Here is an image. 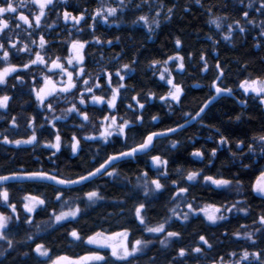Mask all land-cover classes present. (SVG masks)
<instances>
[{
	"label": "snow or ice",
	"instance_id": "obj_1",
	"mask_svg": "<svg viewBox=\"0 0 264 264\" xmlns=\"http://www.w3.org/2000/svg\"><path fill=\"white\" fill-rule=\"evenodd\" d=\"M118 3L119 7L107 3L106 0H97V6L89 10L70 3V0H0V110H2L0 120H10L11 128L19 129L17 116L10 115V102L14 97L9 95L8 91L20 86L27 87V95L34 98L33 102L39 109L38 115L43 119V123L38 124L35 115L26 116V128L31 130L30 134L26 138L11 139L9 135L0 133L2 136L0 143L15 145L17 148L25 145L35 148L39 145L46 149H53L54 151L49 156L51 159L64 146L57 122L66 121L69 116L75 115L80 118L78 129L90 126L95 129V134L84 135L80 138L73 134L69 144L72 154L82 151L81 139L99 140L103 144H110L112 138L115 137L123 144L120 150L108 154L102 162H98V166L78 174L76 178L64 177L44 169L16 170L0 174V241L6 244V248L0 251V257L5 256L9 250H14L16 243L25 242H17L14 239V230L19 228L21 220V211L18 210L17 204L26 214L23 222L35 226L37 235L42 230L40 223L33 224L37 209L48 213L51 207L47 197L42 198L43 193L39 195L25 193L17 198L12 191L13 184L10 182L19 184L22 181L37 183L50 181L54 185L62 186L54 189L55 201H60V204L59 210L52 208L49 220L44 222L43 231H47L48 228L63 226L65 222L81 217L85 210L80 207V203L86 202L87 207L105 199L98 187L85 192L82 189H74V185L83 184L87 187L88 182L97 176L101 179L106 176L113 181L118 180L122 174L121 161L146 159V167L150 164V168L148 171L140 170L137 177L140 182L132 186L127 195L135 202L131 212L133 221L138 222L136 227L144 233L151 234L150 238H137L129 228L125 227L121 231H113L110 234L103 230L94 231L85 239L77 229H71L67 234L75 241L95 245L97 249L110 250L107 257L99 251H91L86 256L72 259L67 255L54 253L51 245L35 242L34 235H28L27 240L34 243L32 252L37 257L38 264H90V262L141 264L154 240L162 249H169L173 244L182 243L181 231L171 230L175 223L181 222V227H185L190 219L202 214L209 224L216 225L220 221L228 220L230 214L235 213H243L246 217L253 219L255 227L242 224L231 233L236 241L246 242V246L241 245L239 250L211 257L209 264H264V211L255 215L246 200L220 203L219 206L216 203L196 204L197 197L193 191H190V189L206 186L211 187L212 191L234 189L239 194L242 188L241 180L237 177L226 179L223 176L214 177L203 174L202 169L175 168L172 170L175 175H172L169 171V158L163 154H154L160 138H170L171 134L182 132L186 124L191 121H202L207 116L206 110L218 97L234 95V89L226 83L225 68H222L219 62L212 65L216 70V75L209 87L214 89V94L206 98L195 113L185 112L183 116L187 119L184 123H177L174 127H168L162 131L150 130L139 133L140 139L136 141L131 134L136 131L138 125H143L146 103L149 100L163 101L168 105L169 111L172 110L173 103L182 104L185 89L182 83L176 80L173 72L184 73L185 58L176 53L167 56L166 59H152L149 62L148 67L152 70V75L158 74L159 80L167 86L166 94L157 96L155 92L148 90L129 96L128 93L134 89L130 88L125 81L134 78L136 67L133 66H138V59L134 57L128 63H120L122 56L114 55L109 60V64L113 65L109 70L90 51L92 46L113 45V40L101 39L96 35V31L98 21L107 24L110 17L118 18L124 11L125 0H118ZM195 3L201 8L205 7L201 0H195ZM237 3L243 5L238 9L241 14L240 19H232L228 15H216L213 8L217 5L213 4L206 8L209 13L207 23L221 31L223 33L221 38L226 41H231L234 34L243 35L246 31L258 28L261 41L255 44V47L264 50V19L257 22L250 15V13H258L259 16L264 17V0H247V2L237 0ZM145 6L150 11L154 10L152 0H140V3L135 5L137 9ZM155 7L160 10L155 11L151 19L149 15L142 14L132 23H142L149 34H154L155 30L161 26L159 17L163 14L166 20L171 21L179 5L173 3L172 6H167L157 3ZM57 8L61 11L57 12ZM182 10L185 13L190 12L189 8ZM51 14L56 15V21L49 20ZM57 22H62L65 26L71 25V28L66 30L65 39L60 41L64 54H56L52 47L53 42L46 40L44 35L45 29L54 31L58 26ZM86 29L90 30L88 34L91 35V40L81 38ZM147 38L151 39L152 35ZM119 39L116 37L117 42ZM207 39L212 40V36L209 35ZM181 43L179 38L175 39L176 48H180ZM215 43L217 41H213V44ZM86 48L89 49L87 58L93 60L99 68V71L95 73L86 70ZM21 54L27 59L21 60ZM199 59L203 62L201 71L208 72V60L203 53ZM161 65L162 70L159 67ZM248 68V63L241 62L240 71L245 75L243 79L236 81V88L249 99H255L259 105L264 106V74L253 75ZM25 74L30 77L28 81L24 79ZM114 77L116 78L115 83L113 82ZM125 99L134 103L125 104ZM118 101L120 107L124 109V115L119 114ZM239 103L247 106V100L241 99ZM60 104L69 106L60 108ZM57 110L60 111V115L56 114ZM90 111L94 114L99 112L101 118L96 119L95 115L90 117ZM128 112L132 113V118L127 116ZM242 118L243 113L235 117L237 121ZM159 119L157 115L151 116L152 121ZM46 125L49 127L46 128ZM41 129L49 131L53 138L42 142L37 135ZM216 131L219 132V129ZM129 141L133 142L129 143ZM179 143V140H171L170 148L176 149ZM228 145H230L228 137L221 134L217 141V148ZM257 145L260 149L259 154L264 155V128L259 134L252 136L249 143H245L244 140L235 142L237 149L242 151L247 148L248 153H255ZM229 150H231L230 147ZM190 155L199 160L204 158V152L201 150H195ZM216 155L217 149L214 148L210 156L215 158ZM233 155L235 156V153ZM243 167L251 166L243 165ZM149 171H152V176H149ZM125 180L127 181L128 177H125ZM249 188L252 193L264 198V169L259 171V176ZM17 191L24 193L23 188H18ZM163 197H166L167 204L171 207H167V212L162 219L153 223L154 218L149 213L152 206ZM161 235H163L162 239ZM223 235L226 238L229 236L228 233H223ZM130 236H132L131 240H129ZM210 250H214V244L210 239L203 234H197V239L192 244L173 249L175 255L168 258V264H186L190 259L208 261ZM148 264H157V258L149 257Z\"/></svg>",
	"mask_w": 264,
	"mask_h": 264
},
{
	"label": "trees",
	"instance_id": "obj_2",
	"mask_svg": "<svg viewBox=\"0 0 264 264\" xmlns=\"http://www.w3.org/2000/svg\"><path fill=\"white\" fill-rule=\"evenodd\" d=\"M106 2L108 3V0ZM70 3L89 10L97 6V0H70ZM139 3L140 0H125L124 11L120 13L118 18L110 17L107 24L98 21L96 35L104 40H113V45L92 46L90 51L109 70L113 66L109 64V60L114 55L122 56L120 63H128L134 57L138 59V66H133L136 67V72L133 74L134 78L125 81L130 88L134 89V91L128 93L129 96L148 90L155 92L157 96L166 94L167 86H164L163 82L159 80L158 74L156 76L152 75V70L148 67V64L152 59H166L169 55L179 53L185 58V71L184 73L174 71L173 75L178 82L182 83L185 96L182 97L181 105L173 103L171 111L163 101L159 99L149 100L146 103L143 125H138L136 131L131 135L138 141L140 139L139 133L150 130L162 131L168 127H174L177 123L185 122L187 119L183 116L185 112L195 113L202 102L214 94L213 89L209 87L216 75V70L212 65L219 62L221 67L225 68L226 83L234 89V95H224L215 100L206 110L207 116L202 121H196L186 126L182 132L171 134L170 138H160L159 143L156 145L157 151L154 154H163L169 158V171L172 175H175L172 172L175 168L202 169L203 174L214 177L223 176L226 179L237 177L241 180L242 188L239 194L234 189L212 191L211 187L206 186L190 189L197 197L196 204L216 203L219 206L220 203L246 200L251 211L255 215L260 214L261 211H264V198L252 193L249 186L255 182L256 177L259 176V171L264 169V155L259 154L258 145L255 153H248L247 148L241 151L235 147V142L239 140L249 143L250 138L259 134L261 129L264 128V106L259 105L255 99H249L243 95L241 90L236 88V81L243 79L245 75L240 71L241 62L248 63V71L253 75L264 74V50L255 47V44L261 41L259 29H251V26H249L250 31H246L243 35L234 34L231 41H226L221 38L223 35L221 31L216 30L214 25L207 23L209 13L206 8L213 4L217 5L213 8L216 15H228L232 19H240L241 14L238 9L242 8L243 5H239L237 0H201V3L205 5L204 8L196 4L195 0H152L153 11H150L147 6L137 9L135 5ZM157 3H163L167 6H172L174 3L179 7L176 9L171 21L166 20L162 14L159 17L161 21L160 28L156 29L154 34H149L142 23L133 24L132 21L142 14L149 15L151 19L155 15V11L160 10L155 7ZM115 6L119 7V3ZM183 8H189L190 12L185 13L182 10ZM56 11L59 12L61 9L57 8ZM250 15L257 22L264 19L258 13H250ZM49 20L56 21V15L51 14ZM57 25L54 31L45 29L44 35L46 40L53 42L52 47L56 54H64L60 41L65 39L66 30L70 29L71 25L65 26L62 22H57ZM89 32L90 30L86 29L81 38L91 40L92 37L88 34ZM76 35L80 36L79 33H76ZM149 35H152L151 39L147 38ZM209 35L212 36V40L207 39ZM116 37L120 38L118 42ZM176 38H179L182 42L180 48L175 47ZM213 41H217V43L213 44ZM88 51L89 49L86 48V70L95 73L99 71V68L93 60L87 58ZM202 53L208 60V72L201 71L203 62L200 61L199 56ZM189 56H191V59H189ZM20 59L26 60L27 57L21 54ZM24 79L28 81L30 77L25 74ZM115 80L114 77V83ZM101 83H103V80H101ZM27 91L26 86L8 91V94L14 97L13 101L10 102V115L17 116L20 127L19 129H13L10 126V120H0V133L9 135L11 139L26 138L30 134L31 130L26 128V116L35 115L37 123H43L42 117L38 115L39 109L33 102L34 98L28 96ZM241 99L247 100V106L239 103ZM129 102L132 101L125 99V104ZM67 106L69 105L60 104L59 107L64 108ZM118 108H120L119 114L124 115V109L120 107L119 101ZM241 113H243V118L237 121L235 117ZM56 114L60 115V111L57 110ZM89 115L90 117L95 115L96 119L101 118L99 112L94 114L90 111ZM153 115L159 116L160 119L152 121L151 116ZM127 116L132 118V113L128 112ZM79 123L80 118L75 115L69 116L66 121L57 122L64 146L51 159H49V156L54 151L53 149H46L39 145L35 148L27 145L17 148L15 145L0 143V174H7L9 171L16 170L34 171L44 169L61 174L64 177L76 178L78 174L85 173L94 166H98V162H102L108 154H112L123 147L122 142L117 141L115 137L112 138L110 144H103L99 140L85 141L81 139L82 151L72 154L69 144L70 137L73 134L78 138L95 134V129L90 126L78 129L77 125ZM45 127L48 128L49 126L46 125ZM216 129H219V132ZM221 134L228 137L230 145L217 148V141L220 139ZM37 135L42 142L53 138L49 131L44 129L39 130ZM0 140H2V136H0ZM171 140L180 141L176 149L170 148ZM132 142L129 141V143ZM229 147L231 150H229ZM214 148L217 149V155L212 158L210 152ZM195 150L204 152L203 160L190 155ZM233 153H235V156ZM243 165H250L251 167L246 168ZM120 167L122 174L118 180L113 181L106 176L101 179L97 176L94 180L88 182L87 187L83 184L73 186L74 189H82L85 192L98 187L105 199L87 207L86 202L76 201L85 210L82 216L78 217L77 220L65 222L63 226L57 225L55 228H48L47 231H43L44 222L49 220L52 208L59 210L60 201H55L56 193L54 189L62 186L54 185L48 181L43 183L22 181L19 184L10 182L13 184L12 191L17 198L25 193L33 195L43 193L42 198L47 197L51 207H49L48 213L37 209L33 224L40 223L42 229L37 235L35 226L23 222L26 214L17 204L18 210L21 211V220L19 228L14 230V239L17 242H25L16 243L14 250H9L5 256L0 257V264H38V259L32 252L34 243L27 240L28 235H34L35 242L51 245L54 253L67 255L72 259L86 256L91 251H99L107 257L110 250L97 249L95 245L75 241L67 234L71 229H77L85 239L87 235H91L94 231L103 230L110 234L113 231H121L125 227L129 228L137 238H150L151 234L144 233L136 227L138 222L133 221L131 212L135 202L127 195L131 187L140 182L137 180L140 170L148 171L150 164L146 167V159H140L139 161H121ZM152 175V171H149V176ZM125 177H128L127 181ZM18 188H23L24 193L17 191ZM72 195H75V193H72ZM167 207H171V205L167 204L166 197L161 198L158 203L152 206L149 215L154 218L153 223L164 217ZM181 208L183 209V205H181ZM242 224L255 227L252 217H246L243 213L230 214L228 220L220 221L216 225L209 224L202 214L199 217L190 219L185 227H181V222H177L171 230L181 231L183 235L182 243L173 244L169 249H162L159 243L154 240L144 255L141 264H148L149 257L152 256L157 258V264H168V258L175 255L173 249L192 244L197 239V234L208 237L214 244V250H210L208 261L190 259L186 264H209L211 257L239 250L241 245L246 246V242H238L235 237L231 236V233ZM223 233H228L229 236L226 238ZM160 238L162 239L163 235ZM131 239L132 236L129 237V240ZM5 248L6 244L0 241V251ZM25 253H29V255H25ZM225 258L227 259V257ZM90 264H96V262H90Z\"/></svg>",
	"mask_w": 264,
	"mask_h": 264
},
{
	"label": "rangeland",
	"instance_id": "obj_3",
	"mask_svg": "<svg viewBox=\"0 0 264 264\" xmlns=\"http://www.w3.org/2000/svg\"><path fill=\"white\" fill-rule=\"evenodd\" d=\"M108 3H111V4H113L114 6L118 3V0H108ZM160 68H161V70H162V68H163V66L161 65V66H159Z\"/></svg>",
	"mask_w": 264,
	"mask_h": 264
},
{
	"label": "water",
	"instance_id": "obj_4",
	"mask_svg": "<svg viewBox=\"0 0 264 264\" xmlns=\"http://www.w3.org/2000/svg\"><path fill=\"white\" fill-rule=\"evenodd\" d=\"M213 92H214V89H213ZM218 98H219V97H218ZM218 98H217V99H218ZM217 99H216V100H217ZM194 122H196V121H195V120H194V121H191V123L186 124V126H188V125H190V124H192V123H194ZM183 123H184V122H183ZM48 182H50V181H48ZM51 183H52V182H51ZM77 185H79V184H77ZM74 186H76V185H74Z\"/></svg>",
	"mask_w": 264,
	"mask_h": 264
}]
</instances>
